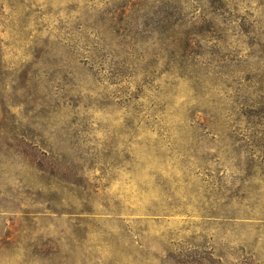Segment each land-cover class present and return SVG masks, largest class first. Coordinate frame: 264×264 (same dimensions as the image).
I'll list each match as a JSON object with an SVG mask.
<instances>
[{
	"label": "rangeland",
	"instance_id": "1",
	"mask_svg": "<svg viewBox=\"0 0 264 264\" xmlns=\"http://www.w3.org/2000/svg\"><path fill=\"white\" fill-rule=\"evenodd\" d=\"M0 264H264V0H0Z\"/></svg>",
	"mask_w": 264,
	"mask_h": 264
}]
</instances>
